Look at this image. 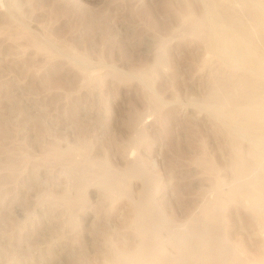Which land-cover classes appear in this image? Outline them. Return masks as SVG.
<instances>
[{
    "label": "rangeland",
    "instance_id": "obj_1",
    "mask_svg": "<svg viewBox=\"0 0 264 264\" xmlns=\"http://www.w3.org/2000/svg\"><path fill=\"white\" fill-rule=\"evenodd\" d=\"M199 1L0 0V264H106L134 242L132 200L151 190L180 227L211 197L199 160L232 180L230 147L198 107L222 68L179 27ZM159 44L163 65L147 80ZM135 162L150 182L126 175ZM110 176L114 195L99 189ZM234 214L227 235L255 251L256 226Z\"/></svg>",
    "mask_w": 264,
    "mask_h": 264
},
{
    "label": "bare ground",
    "instance_id": "obj_2",
    "mask_svg": "<svg viewBox=\"0 0 264 264\" xmlns=\"http://www.w3.org/2000/svg\"><path fill=\"white\" fill-rule=\"evenodd\" d=\"M200 1L199 13L185 6L179 14V27L203 44L222 68L212 75L209 91L198 107L216 123L230 147L228 168L232 180L226 184L218 176L213 161L199 160L202 169L214 174L208 191L211 197L196 218L180 227L155 208V203L151 204V190L143 201L132 200L128 224L135 232L134 242L108 250L110 253L104 257L106 264H264V0ZM12 7L19 12L17 4L12 2ZM163 52L161 44L156 60L140 73L147 80L162 68ZM209 59L203 61L205 67L210 66ZM149 98L157 112L161 99L153 94ZM243 140L247 149L242 147ZM138 166L128 168L126 175L150 182ZM113 178L105 181L102 178L99 189L116 194ZM67 201L69 204L70 200ZM229 205L234 206L237 222H252L256 226L255 251H250L241 239L233 240L227 235L225 211Z\"/></svg>",
    "mask_w": 264,
    "mask_h": 264
}]
</instances>
